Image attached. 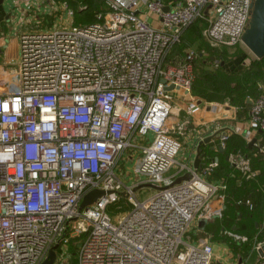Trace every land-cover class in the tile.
<instances>
[{"label": "built area", "instance_id": "2783aa9c", "mask_svg": "<svg viewBox=\"0 0 264 264\" xmlns=\"http://www.w3.org/2000/svg\"><path fill=\"white\" fill-rule=\"evenodd\" d=\"M106 1L109 13L91 23L22 32L16 66L0 67V264L64 254L67 232L81 236L77 264L212 261L211 244L194 235L200 220L222 217L227 184L208 179L214 159L198 168L179 160L188 121L168 118L176 87L187 95L195 79L190 28L202 21L213 47H234L253 0H182L172 8L164 0ZM141 6L160 26L141 17ZM177 43L186 48L171 56ZM249 118L264 133V93L252 99ZM229 161L254 175L247 154ZM130 165L128 182L119 169ZM144 186L157 191L141 200ZM93 190L103 194L80 210ZM114 204L117 216L108 213ZM221 233L248 241L232 228Z\"/></svg>", "mask_w": 264, "mask_h": 264}, {"label": "crops", "instance_id": "0c3cea01", "mask_svg": "<svg viewBox=\"0 0 264 264\" xmlns=\"http://www.w3.org/2000/svg\"><path fill=\"white\" fill-rule=\"evenodd\" d=\"M164 1L167 7L172 8L180 4L182 0L177 3H174L172 0ZM29 2L33 1L2 0L0 2V67L13 68L16 66L18 60L19 36L22 32L58 26L56 24L59 19L53 22L55 25H53V23H51L50 26L43 25L42 19L49 11H45L44 8L30 10V8H28ZM139 14L153 26H160L156 16L148 12L144 6L140 7ZM233 63V61L225 62L224 60L221 65H224L225 69L229 70L232 68L231 65ZM185 93L186 92L183 90H176L173 95L172 112L168 118V122L175 126L185 120L188 121L187 130L184 135L180 136L182 148L179 160L194 165L198 153H200L199 165L214 159L217 162V167L215 171L208 176V179L212 181H225L228 185L227 190L235 196L239 194L242 195L243 190L250 188V186L254 187L255 184H259V187L261 185L259 180L256 178L254 179V176L259 173V170L254 171V175L246 176L249 179H253H250L245 185L242 182L241 176L234 175L230 170H226L222 166V163L229 162L227 153L232 148L235 149L237 147L235 144L238 140L243 142L249 150L257 148V146L260 145L264 148V133L254 127L249 118L250 100L252 101L253 98L249 96L245 97L244 103H208L203 102L199 98L193 100V98L188 97ZM187 107L192 109L190 115L186 112ZM223 134H226L228 137L230 136L227 149L225 148L226 144L224 147L220 146V138ZM252 139H255V143L249 148L248 143ZM220 176L222 178H220ZM249 182H251V184ZM232 202H229L230 206L235 205ZM241 205L246 208V204L243 203ZM241 214V212H238V220L242 219ZM229 216H231V211L229 212ZM211 222L213 221L206 222L204 228H199V232L205 231ZM263 225L264 212L260 224L258 225L255 222V235L259 233ZM232 229H236V227L233 226ZM196 234L197 233L194 235V239H196ZM223 237L225 241L220 244L213 245L209 242L213 248L214 258L212 257V259L213 261L214 259L217 260L218 264H254L264 256L258 249L251 250L250 248H246L245 242L241 243L231 240L225 235H223ZM233 252L236 254V258ZM55 254L56 258L52 264H71L67 256V248L66 253L61 254L60 249H58Z\"/></svg>", "mask_w": 264, "mask_h": 264}, {"label": "rangeland", "instance_id": "374dc122", "mask_svg": "<svg viewBox=\"0 0 264 264\" xmlns=\"http://www.w3.org/2000/svg\"><path fill=\"white\" fill-rule=\"evenodd\" d=\"M33 2H29L28 8L30 10L44 8L45 11H49V13L44 15V18L42 19V24L50 26L51 23H53L56 19H59L58 23L56 25L58 26H69V25H80V24H86L93 20H95L96 15L98 13L106 14L109 13L110 9L108 6V3L106 0H32ZM174 3L179 2L180 0H172ZM53 25H55L53 23ZM205 24L202 21H196L193 26L191 27V30L186 35V38L192 43L189 42V44L192 45L193 49L197 52H203L204 58H207V60L211 63L218 61V64L220 63L219 67H223L224 70L225 66L221 65V61L225 60V62H231L234 63L231 65L232 68L227 71H242L245 67H247L253 60H256L255 56L248 50V48L242 43H238L236 46L231 48H215L211 45V43L208 41L205 35ZM185 50V49H184ZM183 50V52H184ZM175 52H178V49L175 50ZM177 55V54H176ZM236 59V60H234ZM198 64V61H197ZM254 79H250L248 82H244V87L249 88L250 85L253 84ZM261 86V83L259 84ZM260 90V89H259ZM261 90H264L262 88ZM258 90L251 89L249 92H246L244 90L240 94H232V93H226L222 90L214 91L213 96L219 97L214 98L213 100H204L201 99L203 102H215V103H239L240 100H242L245 96L253 97L257 94ZM195 90H191L189 94H187L188 97L197 99V95L194 94ZM220 97H223V99H220ZM235 158V157H234ZM131 168L132 166H127L126 170L124 166H121L119 171H125L126 177L130 181L134 180V176L131 174ZM220 178H222L220 176ZM219 178V179H220ZM157 191V188L153 186H144L138 190V197L143 200L152 193ZM118 204L126 205V202L124 199H122ZM115 205V204H114ZM112 205L108 209V213L111 216H117L121 209L115 205ZM231 211V208L225 209L222 217L217 218L215 220H212L207 227L205 231H202L201 233L198 232L196 234V239L198 241H208L214 244H220L223 241H225L222 233L220 232L222 229L227 228V226L231 223L229 222L230 216L229 212ZM244 216L246 215V212H242ZM119 215V214H118ZM245 218H243V221ZM239 226V225H238ZM238 230H240V228ZM240 231L243 232H250L254 233V229H246L242 228ZM81 243V236L75 233L67 232V256L69 258V261L71 264L77 262V256H78V248ZM234 257L235 253L233 252ZM214 258V257H213ZM236 258V257H235ZM210 264H218V261L212 259Z\"/></svg>", "mask_w": 264, "mask_h": 264}, {"label": "trees", "instance_id": "16d2710c", "mask_svg": "<svg viewBox=\"0 0 264 264\" xmlns=\"http://www.w3.org/2000/svg\"><path fill=\"white\" fill-rule=\"evenodd\" d=\"M187 42L189 43L190 41L187 39ZM185 48H186V44L184 43L175 44L172 48L171 56H174L176 54H182ZM177 49H178V52L176 53L175 50ZM200 53L201 52H198V56L196 57L195 66H194L195 79L191 86V90H195L194 94L197 95L199 99L210 101V100H213L214 98H219V97L213 96L214 91H217V90H222L229 94L230 93L240 94L244 90H246V92H249L251 89H254L255 91L258 90L257 94L254 95L252 98L256 97L259 94L264 93V90H261L262 88H264V57L261 59L253 60L242 71H227V70H224L223 67H219L220 63L217 66H215L214 65L215 62L213 63L209 62L207 58H204V56H202L203 52L201 53V55H199ZM197 61H198V64H197ZM250 79H254L253 84L250 85L249 88L244 87V82H248L250 81ZM260 83H261V86H259ZM245 97L242 100H240L241 103L245 100ZM220 99H223V97H220ZM228 139H230V136L228 137ZM228 139L225 143L226 149L228 147L227 144H229ZM235 145L237 147L235 149L232 148L227 153L229 159L231 156L247 154L250 157L251 170L252 171L259 170V173L254 176V179L255 178L258 179L261 185L258 187L259 184H255L254 187L250 186V188L243 190L242 192L243 196L240 194L235 196L234 194L230 193V191L228 190L226 191L225 209L231 208V216L229 219V222L231 223L227 226V228H232L233 226L236 227L239 225L238 227L240 228V230L242 228L255 230V227H254L255 222L258 225L260 224V220L264 212V148L262 147V145H260V146H257V148L249 150L244 145V143L240 142L239 140L236 141ZM259 149H262V151L261 150L259 151ZM222 166L226 170H230L234 175L241 176L242 182L245 185L248 183V181H250V179H253V178H250V179L247 178L246 176L248 174H243V172L239 170L238 168H236L234 165H232L230 161L229 162L227 161L226 163L225 162L222 163ZM249 183L251 184V182ZM247 198L250 200V204H247L246 208L242 207L241 204L236 203V200L238 199L246 200ZM229 202H232L235 205L230 206ZM238 212H241V213L246 212V215L244 216V214L242 213L241 214L242 219L238 220L237 219ZM243 218H245L244 221H243ZM234 230L248 237V241L245 242L246 248L251 249L253 244L264 240V225L257 235H255L254 233L252 234L247 231L246 232L240 231L238 230V228Z\"/></svg>", "mask_w": 264, "mask_h": 264}, {"label": "water", "instance_id": "95a60500", "mask_svg": "<svg viewBox=\"0 0 264 264\" xmlns=\"http://www.w3.org/2000/svg\"><path fill=\"white\" fill-rule=\"evenodd\" d=\"M2 0H0L1 2ZM167 9V8H166ZM242 43L248 48V50L255 56L256 59H261L264 57V0H253L251 4V10L249 14V20L241 36ZM222 60V63L223 64ZM173 86H166L165 90L172 89ZM176 89H180L178 86ZM251 102V100H250ZM224 135V134H223ZM209 140V139H208ZM206 140V141H208ZM255 143V139H252L248 143V147L251 148ZM213 149V147H212ZM200 163V153L197 154L195 158L194 167L198 168ZM190 178V174L186 173L176 180L180 182L181 180H186ZM103 192L101 190H93L86 194L80 203V210L88 208L90 204L95 202V200ZM206 220L199 221V228H204ZM258 250L264 254V242L260 243ZM56 258L54 250H50L47 258L42 262V264H52Z\"/></svg>", "mask_w": 264, "mask_h": 264}]
</instances>
